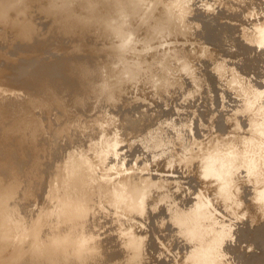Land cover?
<instances>
[{"label": "rangeland", "instance_id": "374dc122", "mask_svg": "<svg viewBox=\"0 0 264 264\" xmlns=\"http://www.w3.org/2000/svg\"><path fill=\"white\" fill-rule=\"evenodd\" d=\"M1 1L5 6L6 3L12 5L6 7H3L2 3L0 5V7H3L0 9L1 15L5 13L4 9L6 10V15L3 14L4 16L0 18V34L6 30L5 36L1 34L5 38H0L2 40L0 41V75H2L0 76V97H7L9 93L5 95V92L1 90L8 89L7 92L13 91L15 102L21 103L24 98H19L25 96L21 94L24 93L21 91L24 80L27 81L29 75L36 71V67L43 68L45 64L51 66V63L60 60L58 61L59 67L56 65L55 71L48 73H51L53 77L58 78L59 76V78H62L53 82L52 86L55 94L62 97L59 105L64 106L62 108L63 106L59 107L54 104V107H50L52 104H48L51 109L47 105H45V109L42 105H39L40 108H37L36 105L33 106L30 108L31 111L33 109L30 115L33 118L35 117L33 121L35 120L38 123L41 121L39 124L34 121L39 127L36 124L32 125L33 129L31 128V130L30 125L27 128L20 129L18 131L20 135L13 133L8 136L9 147L12 151L10 153L13 155L10 156L11 158L14 157L13 163H16L14 165L17 167L14 166L16 171L9 173L8 177H1L0 186L3 187H0V201H5L6 204L9 201L8 215L15 221L0 215L1 264H24V262L25 264H44V262H38V259L35 260L37 257L35 249L41 243L40 241L50 239L51 235H47V230H45L46 235L42 233L45 237L42 235L38 239L34 234L29 235L23 231L24 225L22 224L26 220L25 222L31 225L42 211L50 214L48 212L56 207V197L63 194L64 184L62 185V183L64 178L73 177L75 179L78 175L84 174L86 170L84 174L85 176L87 173L85 187H91L89 199L93 201L89 202L90 205L87 206L89 213L86 210L82 217L67 221V223L65 221L62 224L65 235L70 236L71 239L77 240L80 238L87 242L85 246L88 251H86V247L81 249L72 255L71 260L68 261V258H66L68 263L65 262V264H86V260L87 264H100V262H102L101 264H264V34L260 32L264 31V0H127L129 4L126 3V0H123L125 2L121 1L123 4L120 0H114L115 2L109 0L111 6L107 2L108 0H106L108 5L105 0H102L105 2V6L100 0H72L77 5L80 2V6H82V2L86 4L83 5L85 13L80 11L85 17L81 13L82 17H80L78 13V10H81L82 7L78 5L77 8L75 4L72 6L71 0H68L69 2L66 0V4L64 3L65 0H54L55 3L59 2V4L63 2V5H67L66 7L69 5L67 10L68 12L70 10V14L72 13V7L78 9L77 12L76 9L73 11L74 15L71 14L75 17L79 16L75 22L78 21L81 24L79 26L77 25L79 23L76 22V24L74 21L71 23L74 28H78L75 29L76 31L80 30L75 34H72L75 31L72 25L65 23V21L64 24L61 23L64 20V15H60L61 13L57 14L54 11L58 16H55L53 10H49L48 14L46 12L42 13V10H45L44 7H47L43 5L49 3L47 0H29L30 2L26 0V2L28 1L27 4L23 0L25 3L22 2L23 5H21V0H16V2L15 0ZM51 1L53 2V0ZM14 3H17L18 6H13ZM36 3H38V6ZM119 3L118 7L117 4ZM21 6L28 8L25 9ZM20 7L22 11L31 8L32 11L29 9L28 13L34 12L29 14L30 16L33 15L32 18L27 17L28 15L25 14L27 11L23 14L20 13ZM103 7L114 9V13L109 8L104 9ZM8 8L11 11L7 12ZM15 8L17 11L14 10ZM86 8L91 12V15ZM102 8L108 12L103 13ZM18 11L19 14L17 15ZM50 12H52L54 18L52 15L50 18ZM118 12L119 14H117ZM8 13L12 16L10 20ZM44 14L46 18L43 21ZM88 14L92 21H90ZM200 14L202 15L200 16ZM20 15L24 16L20 17L21 20L15 19ZM41 15L43 16L40 18ZM59 16H63L61 18L63 20H60ZM33 17H35L34 20H32ZM55 17L57 18L55 19ZM57 19L58 21H55ZM23 20H26L27 23L26 21L21 23ZM12 21L14 24H12ZM33 21L37 25H34ZM49 21H52L53 24L56 22L55 26H52V22L50 25ZM15 22L21 24L19 23L17 26ZM25 23H32L33 26H31L32 24L27 26ZM40 23L41 25H39ZM3 24L8 26L3 27ZM11 24L14 25V28L10 27ZM47 24L51 28H48ZM24 25L26 28H23ZM57 25L59 27L64 25V28L62 26L56 28ZM28 27L32 31L35 29L34 31L41 37H37V34L34 31L33 33ZM35 27L45 28L43 30L40 28L41 31L36 30ZM80 27L81 29H79ZM46 28L49 32H54L49 34ZM24 29H27V31H24ZM68 29L73 30L69 32ZM13 30L16 33L13 34ZM257 30L258 32H256ZM43 32H46V34ZM115 32L117 33L113 35ZM259 32L262 35H257ZM27 33L28 35L30 33L35 35L28 36ZM10 34H13V37ZM22 34L25 35L20 38ZM69 35H73L76 40L68 37ZM121 35L127 36L128 41L124 45L122 55L119 56L113 47L122 41ZM257 36L262 37L258 38ZM69 38L72 39H70L71 42ZM241 38L243 39L241 40ZM33 39H35L34 44L39 43V46L35 44L38 47L35 50L37 53L34 51L33 46L35 45L30 46ZM44 39H47V42ZM13 40L18 42L20 40L22 43L27 42L28 44L31 42L30 45L27 43V45H24H26L27 50L30 47L32 53L29 50V52L26 51L21 42V44H18V42L13 44ZM40 40H42L41 44L43 41L46 42L45 45L43 43L44 46L42 45L41 48ZM7 41L12 44H9L12 47L6 43ZM74 41L77 43L76 45ZM49 43L52 44L47 46ZM71 43L74 44L70 48ZM62 45L68 46L63 47ZM9 47L10 49L7 50ZM5 48L7 51L3 50ZM63 52L66 54L68 52V54L66 55ZM11 55H13L14 64H12ZM125 56H128V59ZM113 58L114 60H112ZM73 59H77V61H73ZM73 63H80V74L87 69V72H84V75L82 74L83 76L80 75V82L85 86L81 83L78 84L79 86L82 85V87L80 86L81 89L79 88L81 91L77 90L76 76L79 73L73 69L75 66ZM47 65L45 68L48 67ZM69 65H73V67ZM60 66H65L64 69H67V71L63 68L59 71ZM9 67L13 69V75L8 74L5 76ZM2 71L5 73L3 72V74ZM60 72L61 74H59ZM72 72L74 75L71 74ZM87 73L91 76H87ZM132 87L134 89L133 94L130 91ZM36 89L33 86V90ZM14 94L21 95L17 97ZM39 109L50 110L49 115L45 111L42 114ZM57 110L59 113H56ZM51 111L53 112L51 113ZM35 112L38 113L39 119ZM27 113L29 112H26V115ZM34 113L36 116H34ZM60 114L65 116L62 121L63 124ZM52 115H54V118ZM6 117L0 119V139L5 138L2 135L3 127L10 122L12 123L14 118L12 117L11 120V117ZM56 118L57 120H55ZM51 119H54L55 121H52H54V124L56 122L57 125H54ZM3 120L5 121L2 122ZM7 122L9 123L6 124ZM41 123L45 125L49 123L50 126L41 125ZM50 127H54L53 130ZM49 128L51 132L53 131L52 134ZM57 129L59 131L62 129V133ZM23 131L27 135L25 138ZM40 132L43 134H40ZM35 133H39L36 135L38 138L34 136ZM44 133L51 135L49 140L44 139L48 138V135ZM99 133L102 134L100 138L97 137V135L100 136ZM30 134H33V136ZM64 135L66 136L64 137ZM15 136H17V141ZM63 137L66 138V141ZM84 137L85 140H89V143L85 140L84 143H87H82L81 140ZM41 138H43V141H39ZM35 139L39 142V145L38 142L36 144L39 147L43 146L46 152L53 145L54 148H51V151L49 150L47 153L41 148V151L46 154L41 153L40 150V152L37 151L38 146L35 144ZM107 139L109 143L106 142ZM50 140L54 144L51 143V146L49 145V148H46L48 147L46 144L50 143ZM102 141L105 143L103 144ZM15 142H17V145H15ZM28 142L29 146L27 145ZM40 142L43 144H40ZM75 142L77 144H73ZM12 143H14L16 149L13 148L15 146H12ZM96 143L99 145L97 146ZM100 143L103 144V147H100ZM20 144L27 145L26 149H29L31 145L32 150H26ZM63 144H66V146H63ZM92 144L96 145L93 146ZM69 145L72 148L74 146L73 152L77 149L78 153L77 150L74 152L75 154L71 153ZM91 146L94 147L95 151ZM96 148L100 149L97 151ZM54 149L57 152L66 154L61 153L62 157L60 153L53 151ZM92 150L94 153L98 152L100 157L97 156V153L96 155L92 154ZM33 152L39 155L36 156ZM20 153L21 155H19ZM53 156L54 158H52ZM110 156L114 158V161H109L110 158L108 157ZM28 157H31L33 161L35 158V161L30 163L31 160H28ZM58 157L59 159H56ZM78 157L79 159H77ZM82 160L85 161L82 162ZM106 162H111V166H106ZM90 164L94 167L92 170ZM100 165L101 168L98 169ZM65 167H69V169L64 170ZM1 172L5 173V170L1 169ZM10 178L12 179L10 180ZM8 182L13 185L21 182L28 191H21L19 188L17 189L18 194H16V190L10 194V191L6 189ZM26 183L30 187L26 186ZM58 186L61 189H58ZM59 190H62L61 193ZM22 192H26V196ZM4 194L10 195L6 197ZM11 197H14L13 201L10 200ZM7 198L9 199L6 202ZM49 198L51 199L47 202L46 200ZM19 200H22L19 202L22 203V206L18 204ZM76 207H84V205L77 204ZM89 207L94 210L89 209ZM92 213L98 216H96V220L94 217L92 218L94 215ZM47 214L46 216H48ZM31 218L32 220H30ZM50 218H52L50 215L46 217L47 220ZM98 218L99 221H97ZM88 220L89 222L91 220V222H87ZM86 223L88 226H86ZM69 227L72 228L71 231H67ZM89 228L92 230H89ZM73 229L74 231H72ZM29 238L35 242L30 241ZM198 238L201 239L198 240ZM13 242L16 244L15 248ZM94 242H96V245ZM63 247L65 248V245ZM63 247L57 253H62L64 251ZM10 250L13 252H10ZM13 253H16V255ZM4 255L5 258H3ZM84 257L87 259L85 260Z\"/></svg>", "mask_w": 264, "mask_h": 264}, {"label": "bare ground", "instance_id": "6f19581e", "mask_svg": "<svg viewBox=\"0 0 264 264\" xmlns=\"http://www.w3.org/2000/svg\"><path fill=\"white\" fill-rule=\"evenodd\" d=\"M1 1V0H0ZM6 1V0H5ZM18 1H20V0H18ZM18 1H17V3H18ZM29 1V0H28ZM27 1V2H28ZM31 1V0H30ZM29 1V2H30ZM37 1V0H36ZM36 1H33V2H36ZM43 1H45V0H43ZM43 1H42V3H43ZM49 3H47L46 5H43V6H47V7H44L45 8V10H46V8H47V10L45 11V10H42V13L43 12H46L47 14H48V12H49V10L51 11V10H53L52 12H54V11H56V13L58 14V13H61L60 15H64V17L63 16H59L60 17V20H63V22L61 21V23H63L64 24V21H65V23L67 22V24L69 23L70 25H72L71 23L74 21L75 22V20H78L77 18L80 16V17H82L81 15H80V13L81 12H84L85 13V11H83V10H85V8H83L86 4H84V2H82L81 4H82V6H80V2L78 3V5L80 6V7H82V8H80L81 10H78V9H76V8H74V7H72V9H71V7H70V9H71V11H72V13L71 14H75V13H73V11L76 9V12H77V10H78V13H79V16H77V17H75V16H73V15H71L70 14V10H69V12H68V10L67 9H69L68 7H69V5H68V7H66L67 5H63V2H62V4H59V2L58 3H55L54 2V0H53V2L51 1L50 2V0H47ZM55 1H58V0H55ZM75 1V0H74ZM72 2V0H71V2H72V6H73V4H75L76 6L75 7H77L78 5L76 4V2ZM79 1V0H78ZM82 1V0H81ZM85 1V0H84ZM87 1V0H86ZM89 1V0H88ZM100 1H102V0H100ZM111 1V0H110ZM125 2V1H123V0H120V2ZM127 1V0H126ZM3 2H4V0H3ZM7 2V1H6ZM5 2V3H6ZM15 2H16V0H15ZM21 2V5H23V3H24V1L23 0H21L20 1ZM19 2V3H20ZM23 2V3H22ZM25 2H26V0H25ZM27 2H26V4H27ZM41 2V1H40ZM39 2V3H40ZM66 2V0L64 1V3ZM67 2H69L68 0H67ZM105 2H106V0H105ZM105 2L104 1H102L101 3L103 4L104 3V6H105ZM108 2V4H109V0L107 1ZM107 2H106V4H107ZM112 2V1H111ZM113 2H115L114 0H113ZM121 2V3H122ZM1 3H2V1L0 2V5H1ZM17 3L15 4V5H13V6H15L16 7V5H17ZM41 3V4H42ZM61 3V2H60ZM91 3V2H90ZM101 3H100V5H101ZM126 3H128L129 4V2L127 1ZM165 3V2H164ZM178 3V2H177ZM4 3H2V5H3ZM7 5H10V4H8V3H6ZM25 4V3H24ZM37 4V6H38V3H36ZM40 4V5H41ZM43 4H45V2L43 3ZM66 4V3H65ZM68 4V3H67ZM87 4L89 5V3L87 2ZM92 4V3H91ZM95 4V3H94ZM107 4V5H108ZM123 4V3H122ZM236 4V3H235ZM6 5V6H7ZM12 5V4H11ZM10 5V6H11ZM29 5V4H28ZM31 5H32V3H31ZM84 5V6H83ZM118 5V7H119V5H120V3L119 4H117ZM162 5V4H161ZM165 5V4H164ZM5 5H3V7H4ZM5 6V7H6ZM18 6V5H17ZM26 6V5H25ZM25 6H21L22 8L23 7H25ZM30 6V5H29ZM36 6V7H37ZM101 6H103V5H101ZM109 6H111L110 4H109ZM128 6V5H127ZM126 6V7H127ZM169 6V5H168ZM3 7H0V9L1 8H3ZM20 7V8H21ZM42 7V6H41ZM112 7H113V5H112ZM116 7V6H115ZM122 7H123V5H122ZM11 8V7H10ZM19 8V9H20ZM22 8H21V11H20V13L22 12V14L24 13V12H26L27 11V13H28V10L30 9L31 10V8H29L28 10H26V11H24L26 8H28V7H25V9L22 11ZM33 8V7H32ZM40 8V7H39ZM78 8V7H77ZM88 8H89V6H88ZM88 8H86V10H88ZM104 8V7H103ZM102 8V9H103ZM106 8V7H105ZM104 8V9H105ZM109 9H110V7H108ZM108 8H106V9H108ZM114 8V7H113ZM160 8V7H159ZM235 8V7H234ZM38 9V8H37ZM41 9H43V8H41ZM104 9L102 10V12L104 11ZM114 9H116V8H114ZM114 9H110L111 11H113V13H114ZM162 9V8H161ZM12 10H13V8H12ZM14 10H16V8L14 9ZM34 10H36L35 8H34ZM33 10V11H34ZM110 10H109V12H110ZM4 11H5V13H3L2 11V13L3 14H5L6 15V10L4 9ZM9 11H11L9 8H8V10H7V12H9ZM17 11V10H16ZM32 11V10H31ZM31 11H29V12H31ZM38 11H39V9H38ZM81 11V12H80ZM93 11V10H92ZM200 11H201V9H200ZM223 11V10H222ZM14 12V11H13ZM12 12V13H13ZM52 12H50V18H51V15H52V17L54 18V16H53V14H51ZM88 12H89V10H88ZM107 13L108 11H104L103 13ZM25 13L26 15H28L27 17H30V18H32V16H30L29 14H32V13H34V12H32V13ZM41 13V12H40ZM90 13V15H91V12H89ZM112 13V15H114ZM194 13V12H193ZM1 15L0 14V18H1V16L3 17L4 15ZM9 14V13H8ZM19 14V11L17 12V15ZM38 14V13H37ZM54 14H55V12H54ZM57 14H55V16H58ZM82 14V13H81ZM109 14H111V13H109ZM117 14H119V12L117 13ZM116 14V15H117ZM171 14V13H170ZM169 14V15H170ZM243 14V13H242ZM12 15V14H11ZM16 15V14H15ZM25 15V16H26ZM38 15H40V14H38ZM76 15H77V13H76ZM83 15V14H82ZM86 15H87V13H86ZM202 14H200V16H201ZM21 16H23V15H20V16H17L15 19H20V17ZM36 16V15H35ZM43 15H41L40 16V18L42 17ZM84 16V15H83ZM88 16H89V14H88ZM87 16V17H88ZM212 16V15H211ZM210 16V18H212ZM250 16V15H249ZM6 17V16H5ZM4 17V18H5ZM9 20H10V18L12 17V16H10V14H9ZM24 17V16H23ZM27 17H25V18H27ZM63 17V19H61ZM85 17V16H84ZM86 17V18H87ZM104 17V16H103ZM34 18L35 17H33V19L32 20H34ZM44 18H46L45 17V14H44V16H43V21H44ZM52 18V19H53ZM57 17H55V19H56ZM89 18H90V16H89ZM88 18V19H89ZM171 18V17H170ZM236 18V17H235ZM3 19V18H2ZM28 19V18H27ZM26 19V20H27ZM59 19V18H58ZM58 19L57 20H55V21H58ZM91 19V18H90ZM1 20V19H0ZM13 20V19H12ZM21 20V19H20ZM25 20V21H26ZM29 20H31V19H29ZM40 20V19H39ZM54 20V19H53ZM59 20V21H60ZM101 20H103V19H101ZM106 20V19H105ZM123 20V19H122ZM121 20V21H122ZM234 20V19H233ZM245 20V19H244ZM13 21H17V20H13ZM13 21H12V24H14L13 23ZM19 21V20H18ZM24 20H23V22H21V23H24L25 22ZM38 21V20H37ZM41 21H42V19H41ZM40 21V22H41ZM45 21H48V20H45ZM83 21V20H82ZM90 21H92V19L90 20ZM209 21V20H208ZM2 22V21H1ZM3 22H5V20H3ZM2 22V23H3ZM30 22V21H29ZM35 22H36V20H35ZM52 22V21H51ZM50 21H49V24L51 23ZM77 23H79L78 21H76ZM75 22V23H76ZM111 22V21H110ZM117 22V21H116ZM156 22V21H155ZM6 23H7V19H6ZM16 23V22H15ZM20 23V22H19ZM19 23H16L17 24V26H18V24ZM20 23V24H21ZM26 23H27V21H26ZM25 23V24H26ZM45 23V22H44ZM56 23V22H55ZM54 23V24H55ZM57 23H60V22H57ZM74 23V24H75ZM76 23V24H77ZM113 23V22H112ZM5 24V23H4ZM3 24V25H4ZM8 24H10V23H8ZM11 24V26L10 27H13L14 25H12ZM32 24V23H31ZM30 23L29 24H26L27 26H29V25H31ZM33 24L34 25H37L36 23H34V21H33ZM33 24L31 25V26H33ZM49 24H47L48 25V28H51L50 27V25ZM52 24H53V22H52ZM52 25L53 27L55 26V25ZM66 24V25H67ZM76 24H75V26H76ZM103 24V23H102ZM110 24V23H109ZM167 24V23H166ZM39 25H41V23L39 24ZM38 25V26H39ZM77 25H81L80 23L79 24H77ZM124 25V24H123ZM195 25H197V24H195ZM1 26V25H0ZM5 26H8V25H4L3 27H5ZM22 26V25H21ZM30 26V27H31ZM43 26V25H42ZM45 26V25H44ZM62 25H60V27H61ZM64 26V25H63ZM62 26V27H63ZM73 26V25H72ZM72 26H70V27H72ZM102 26V25H101ZM160 26V25H159ZM158 26V27H159ZM165 26V25H164ZM2 27V28H3ZM30 27H28V29H30ZM59 27V25H57V27L56 28H60ZM69 27V28H70ZM78 27V26H77ZM264 27V26H263ZM1 28V27H0ZM8 28V27H7ZM14 28V27H13ZM18 28V27H17ZM22 28V27H21ZM23 28H26V26L24 25V27ZM31 28H33V27H31ZM36 28V27H35ZM38 28V29H37ZM36 28V30H43L44 28H39V27H37ZM48 28H46V30L48 29ZM56 28H54V29H56ZM64 28V27H63ZM62 28V29H63ZM66 29L68 28L67 26L65 27ZM151 28V27H150ZM161 28H163V27H161ZM255 28V27H254ZM10 29H12V28H10ZM16 29V28H15ZM62 29H61V31H62ZM73 29L75 30V29H78V28H74V26H73ZM72 29V30H73ZM79 29H81V27L79 28ZM106 29H107V27H106ZM110 29H111V27H110ZM256 29V28H255ZM258 29V28H257ZM4 30V29H3ZM9 30V29H8ZM20 31H21V29H19ZM23 30V29H22ZM31 31H32V29H30ZM35 30V29H34ZM33 30V31H34ZM41 30V31H42ZM57 30V29H56ZM55 30V31H56ZM58 30H60V29H58ZM69 30V32H70V30L71 29H68ZM68 30L66 31L67 33H68ZM71 30V31H72ZM107 30H109V29H107ZM113 30V29H112ZM125 30H128V29H125ZM132 30V29H131ZM149 30V29H148ZM262 30V29H261ZM5 32H6V30H4ZM4 31H2V32H4ZM14 32H13V34L14 33H16L15 32V30H13ZM16 31H17V29H16ZM20 31H19V33H20ZM24 31H27V29H24ZM30 31V32H31ZM32 31V32H33ZM40 31V32H41ZM45 31V30H44ZM48 31V32H47ZM46 32L47 33H51V32H54V31H51V32H49V30H47ZM78 31V30H77ZM76 30L74 31V32H72V34L74 33H76L77 32ZM253 31V30H252ZM260 31V30H259ZM5 32L4 33H1V34H4V36H5ZM31 32V33H32ZM35 32V31H34ZM33 32V33H34ZM46 32L44 33V34H46ZM60 32V31H59ZM59 32H56V33H59ZM78 32H80V30L78 31ZM102 32V31H101ZM107 32V31H106ZM127 32V31H126ZM256 32H258V30L256 31ZM260 32H262V34H264L263 32L264 31H260ZM259 32V34H257V35H262L261 33ZM10 32L8 31V34H9ZM18 33V34H19ZM23 33H25V32H23ZM31 33L29 34V35H31ZM36 34H37V32H35ZM39 33V32H38ZM64 34H65V32H63ZM117 32H115V33H113V35L114 34H116ZM165 33V32H164ZM0 34V35H1ZM13 34L11 35L12 37H13ZM17 34V35H18ZM21 34V33H20ZM44 34H43V36H44ZM54 34V33H53ZM70 34V33H69ZM130 34V33H129ZM16 35V36H17ZM25 35V34H24ZM23 34H22V36H20V38H22L23 36H24ZM27 35H28V33H27ZM26 35V36H27ZM28 35V36H29ZM33 35H35V34H33ZM33 35H31V36H33ZM55 35V34H54ZM59 35V34H58ZM57 35V36H58ZM62 35V34H61ZM66 35V34H65ZM77 35V34H76ZM117 35H119V34H117ZM15 36V35H14ZM46 36V35H45ZM53 36V35H52ZM64 36V35H63ZM78 36V35H77ZM116 36V35H115ZM129 36V35H128ZM2 37V39H4L3 38V36L1 35L0 36V38ZM7 37V36H6ZM34 37H36V36H34ZM37 37H41V35L40 36H38V34H37ZM55 37H56V35H55ZM66 38H67V36H65ZM64 37V38H65ZM68 37H72V38H75V37H73V35H69ZM120 37V36H119ZM247 37V36H246ZM245 37V38H246ZM255 37V36H254ZM258 38L260 37V36H257ZM262 37V36H261ZM260 37V38H261ZM9 38V37H8ZM18 38V37H17ZM25 38V37H24ZM29 38V37H28ZM43 38V37H42ZM46 38V37H45ZM58 38V37H57ZM59 38H61V37H59ZM121 39H122V41L118 44V45H115L114 47H113V49H114V51L116 52V53H118L119 54V56H121L122 54H121V52L123 51V48H124V45H125V43L128 41V38H127V36H124V35H121V37H120ZM162 38V37H161ZM11 39H13V38H11ZM14 39H16L15 37H14ZM36 39H38V38H36ZM63 39V38H62ZM71 38H69V41L71 42V40H70ZM97 39V38H96ZM115 39V38H114ZM234 39V38H233ZM238 39V38H237ZM243 38H241V40H242ZM6 40H9V39H7L6 38ZM18 40V39H17ZM17 40H13V44L15 43V42H18ZM23 40H25V39H23ZM22 40V41H23ZM27 40V39H26ZM34 40L35 39H33V43H31V42H29V44L28 45H30V43H31V47H32V44L33 45H35V44H37V43H35L34 44ZM39 40V39H38ZM45 41L47 40V39H44ZM65 40V39H64ZM63 40V41H64ZM74 40H76V38L74 39ZM0 41H2V40H0ZM10 41V40H9ZM27 41H29V40H27ZM31 41V40H30ZM41 41L42 40H40V48L42 47V45H43V43H44V41L42 42V44H41ZM228 41V40H227ZM240 41V40H239ZM245 41V40H244ZM244 41H243V43H244ZM4 42V41H3ZM12 42V41H11ZM21 41L19 40V42H18V44H21L20 43ZM37 42V41H36ZM39 42V41H38ZM47 42V41H46ZM45 42V43H46ZM68 42V41H67ZM69 42V43H70ZM73 42V41H72ZM75 42V41H74ZM234 42V41H233ZM2 43V42H1ZM6 43H8V41L6 42ZM26 43H22V45H24V44H26ZM45 43H44V45H45ZM57 43H58V41H57ZM61 43L63 44V42L61 41ZM116 43V42H115ZM167 43V42H166ZM242 43V44H243ZM3 44H5V43H3ZM9 44H11V43H8V45ZM26 44V45H27ZM39 44V43H38ZM37 44V45H38ZM52 44V43H51ZM50 43H49V45H47V46H50L51 45ZM72 44V43H71ZM74 44V43H73ZM73 44L72 45H69L70 46V48H71V46H73ZM77 43L75 42V45H76ZM101 44V43H100ZM226 44H228V43H226ZM234 44V43H233ZM245 44V43H244ZM12 45V44H11ZM11 45H9L10 47H12ZM21 45V47H23ZM26 45H24V48H25V46ZM37 45H35V46H33L34 47V51L35 50H37L36 48H38L37 47ZM43 45V46H44ZM54 45H55V43H54ZM58 45H59V43H58ZM75 45H74V47H75ZM229 45V44H228ZM238 45V44H237ZM3 46V45H2ZM14 46V45H13ZM39 46V45H38ZM63 46V45H62ZM68 46V45H67ZM67 46H63V47H67ZM230 46V45H229ZM232 46V45H231ZM253 46V45H252ZM10 47L9 48H7V50L8 49H10ZM28 47V46H27ZM61 47V46H60ZM220 47V46H219ZM23 48V49H24ZM30 48V47H29ZM28 48V50L30 51V49ZM50 48V47H49ZM48 48V49H49ZM62 48V47H61ZM75 48H77V47H75ZM74 48V49H75ZM79 48V47H78ZM223 49V48H222ZM227 49V48H226ZM257 49V48H256ZM3 50H6V48L5 49H3ZM6 50V51H7ZM11 50H13V48H11ZM25 50L26 51H28L26 48H25ZM33 50V49H32ZM62 50V49H61ZM63 50H65L64 48H63ZM171 50V49H170ZM28 51V52H29ZM39 51V50H38ZM54 51V50H53ZM52 51V52H53ZM56 51V50H55ZM60 51V50H59ZM68 51H69V49H68ZM73 51V50H72ZM31 53H32V51H30ZM36 52V51H35ZM49 52V51H48ZM47 52V53H48ZM58 52V51H57ZM56 52V53H57ZM76 52V51H75ZM30 53V54H31ZM37 53V52H36ZM43 53V52H42ZM63 53H65V52H63ZM69 53H70V51H69ZM2 54V53H1ZM13 54V53H12ZM34 54V53H33ZM66 54V53H65ZM67 54H68V52H67ZM66 54V55H67ZM73 54H75L74 52H73ZM131 54V53H130ZM238 54V53H237ZM242 54H244V53H242ZM39 55V54H38ZM37 55V56H38ZM42 55V54H41ZM58 55V54H57ZM70 55V54H69ZM87 55V54H86ZM263 55V54H262ZM10 56V55H9ZM13 55H11V59L13 58L12 57ZM43 56V55H42ZM46 56H47V54H46ZM59 56V55H58ZM65 56V55H64ZM118 56V57H119ZM124 56V55H123ZM164 56V55H163ZM6 57V56H5ZM8 57V56H7ZM6 57V58H7ZM51 57V56H50ZM57 57V56H56ZM109 57V56H108ZM117 57V56H116ZM117 57V58H118ZM125 57H127V59H128V56H125ZM237 57V56H236ZM4 58V57H3ZM5 58V59H6ZM9 58V59H10ZM24 58V57H23ZM29 58V57H28ZM36 58V57H35ZM34 58V59H35ZM46 58V57H45ZM44 58V59H45ZM74 58V57H73ZM116 58V59H117ZM261 58V57H260ZM1 59H2V57H1ZM43 59V58H42ZM49 59V58H48ZM47 59V60H48ZM51 59H52V57H51ZM70 59H71V57H70ZM125 59V58H124ZM67 60V59H66ZM76 61H77V59H75ZM74 59H73V61H75ZM112 60H114V58L112 59ZM121 60H122V58H121ZM3 61V60H2ZM26 61V60H25ZM36 61H37V59H36ZM45 61V60H44ZM49 61V60H48ZM58 61H60V60H58ZM58 61L55 63V62H53V63H51L50 65L51 66H49V65H47V64H45V63H41V64H45V66L47 65L48 67L47 68H45V66L42 68L40 65V67L41 68H39V67H36V71H34V73H32L33 72V70L31 71V73H32V75H29L30 77L27 79V81H25L24 80V84H22L21 86V91H23L24 93H21V94H23V95H25L24 97L22 96V98L20 97L19 99H23L22 101H21V103H18V102H15V100L13 99V91H9V92H7V90L8 89H2L1 91L2 92H5V95H6V93H9V95L7 96V97H0V119L2 118V117H4V116H7L6 118H8V117H11V120H12V117H14L13 118V121H12V123L10 122H7L6 124H8L7 126H4L3 128V133H2V135L3 136H5V138H1L0 139V181H2L1 179L4 177V178H6V177H8L7 175H9V173H12V172H14V170L16 171V169H14V166H16V165H14V164H16V163H13V158H11V156L10 155H12V153H10V152H12L11 151V147H9L10 146V143H9V135H11V134H15V133H18V131L20 130V129H22V128H27L28 126H34L35 124H36V126L37 127H39V125H37V121H35V122H37V123H35L34 121H33V119L35 118H33L31 115H30V112H32L33 111V109H32V111H31V109L30 108H32L33 106H38L37 108H40L39 107V105L41 106L42 105V107L44 108V107H46L45 105H47L48 106V104H52L50 107H54V104H56V105H58L59 107L61 106H63V105H59V103H60V100H61V98L62 97H58V94H55V91H54V87L52 86V83L53 82H56V80H59V79H62V78H59V76H58V78H56L55 76L53 77L52 76V71L54 70V69H56L57 68V66L58 65H60L59 63H58ZM63 61V60H62ZM70 61V60H69ZM119 61V60H118ZM261 61H262V59H261ZM22 62H23V59H22ZM46 62V61H45ZM50 62V61H49ZM52 62V61H51ZM117 62V61H116ZM120 62V61H119ZM8 63V62H7ZM19 63V62H18ZM28 63V62H27ZM63 63V62H62ZM232 63V62H231ZM5 64V63H4ZM12 64H14L13 63V59H12ZM11 64V65H12ZM23 64V63H22ZM67 64V63H66ZM65 64V65H66ZM72 64V63H71ZM73 64H75V63H73ZM79 64L80 63H76L75 64V66L73 67V65H69V66H71V67H73V69L74 70H77L76 72L77 73H79V71L81 70H79ZM121 64H122V62H121ZM130 64V63H129ZM156 64H158V63H156ZM1 65V64H0ZM28 65V64H27ZM31 65H33V64H31ZM35 65V64H34ZM57 65V66H56ZM19 66H20V64H19ZM43 66V65H42ZM56 66V67H55ZM77 66V67H76ZM125 66H126V64H125ZM128 66V65H127ZM3 67V66H2ZM21 67V66H20ZM51 69H50V68ZM53 67V68H52ZM59 67V66H58ZM164 67V66H163ZM162 67V68H163ZM32 68V67H31ZM34 68V67H33ZM63 68V70H66L67 71V69H64L65 68V66H60V68L58 69L59 71L61 70ZM68 68V67H67ZM76 68V69H75ZM130 68V67H129ZM132 68V67H131ZM4 69V68H3ZM73 69H71L72 71H73ZM154 69H156V68H154ZM8 71H6V73L4 72V71H2V73L4 72L5 73V76L6 75H8V74H12L13 75V69L12 68H8L7 69ZM34 70H35V68H34ZM70 70V69H69ZM87 70V69H86ZM86 70H84V72H87ZM125 70H127L126 68H125ZM55 71V70H54ZM82 71H83V69H82ZM89 71V70H88ZM263 71V70H262ZM48 72H51V73H48ZM70 72V71H69ZM74 72V71H73ZM73 72L71 73V74H73ZM76 72H75V74H76ZM83 72V73H84ZM132 72V71H131ZM1 73V74H2ZM3 73V74H4ZM28 73V72H27ZM83 73H79V74H77V90L80 88V86L82 87V82H80L81 80H80V75L81 76H83L84 74ZM89 73H90V71H89ZM137 73V72H136ZM160 73V72H159ZM24 74H25V72H24ZM23 74V75H24ZM29 74V73H28ZM50 74H51V77H50ZM59 74H61V72L59 73ZM64 74V73H63ZM66 74V73H65ZM83 74V75H82ZM157 74V73H156ZM15 75V74H14ZM26 75V74H25ZM54 75V74H53ZM67 75V74H66ZM74 75V74H73ZM91 76L90 74H88L87 73V76ZM0 76H2V75H0ZM4 76V77H5ZM63 76V75H62ZM72 76V75H71ZM153 76H155V75H153ZM24 77V76H23ZM73 77V76H72ZM86 77V76H85ZM84 77V78H85ZM117 77V76H116ZM10 78V77H9ZM56 78V79H55ZM64 78V77H63ZM75 78V77H74ZM140 78V77H139ZM13 79V78H12ZM22 79V78H21ZM5 80V79H4ZM19 80V79H18ZM82 80H83V77H82ZM261 80V79H260ZM14 81V80H13ZM87 81H88V79H87ZM114 81V80H113ZM118 81V80H117ZM124 81V80H123ZM134 81V80H133ZM15 82V81H14ZM75 82H76V80H75ZM86 82V81H85ZM122 82V81H121ZM21 83H22V81H21ZM82 84V85H78V84ZM88 83H89V81H88ZM123 83V82H122ZM4 84V83H3ZM18 84V83H17ZM125 84V83H124ZM169 84V83H168ZM18 86H19V84H18ZM33 86L35 87V88H37L36 90H33ZM84 86V85H83ZM124 86V85H123ZM130 86V85H129ZM31 87H32V90H31ZM85 87V86H84ZM127 87V86H126ZM140 87H141V85H140ZM5 88V87H4ZM17 88H19V87H17ZM40 88V89H39ZM87 88V87H86ZM130 88V87H129ZM142 88V87H141ZM146 88V87H145ZM165 88V87H164ZM15 89V88H14ZM13 89V90H14ZM20 89V88H19ZM81 89V88H80ZM79 89V91H81ZM83 89V88H82ZM127 89V88H126ZM139 89V88H138ZM143 89H144V87H143ZM127 90H130V89H127ZM133 87H132V90H130V91H132L131 92V94H133ZM140 90V89H139ZM138 90V91H139ZM145 90V89H144ZM159 90V89H158ZM30 91V92H29ZM84 91H85V89H84ZM129 91V92H130ZM137 91V90H136ZM140 91H142V90H140ZM17 92H20V91H17ZM28 92V93H27ZM78 92V91H77ZM82 93V92H81ZM140 93V92H139ZM139 93H138V95H139ZM2 95L4 94V93H1ZM20 94V95H21ZM126 94V93H125ZM141 94V93H140ZM14 95H16V94H14ZM20 95H18V96H20ZM60 95V94H59ZM78 95H79V92H78ZM134 95H136V94H134ZM17 96V95H16ZM15 96V97H16ZM17 96V97H18ZM82 96V95H81ZM127 96V95H126ZM129 96V95H128ZM140 96V95H139ZM121 97H123V96H121ZM132 97V96H131ZM81 98V97H80ZM83 98V97H82ZM91 98V97H90ZM93 98V97H92ZM120 98V97H119ZM124 98H125V96H124ZM78 99H79V96H78ZM126 99V98H125ZM135 99V98H134ZM137 99V98H136ZM139 99V98H138ZM16 100L17 101H19L18 100V98H16ZM76 100V99H75ZM82 101H83V99H81ZM124 100V99H123ZM24 101V102H23ZM81 101V102H82ZM130 101V100H129ZM23 102V103H22ZM86 102V101H85ZM131 102V101H130ZM137 102V101H136ZM135 102V103H136ZM122 103V102H121ZM125 103V102H124ZM76 105V104H75ZM82 105V104H81ZM84 105V104H83ZM88 105V104H87ZM111 105V104H110ZM119 105H120V103H119ZM121 105H123V104H121ZM86 106V105H85ZM138 106V105H137ZM49 107V106H48ZM49 107V108H50ZM57 107V106H56ZM55 107V108H56ZM90 107V106H89ZM115 107V106H114ZM42 108V109H43ZM54 108V109H55ZM62 108H64V106L62 107ZM82 108V107H81ZM85 108V107H84ZM30 109V110H29ZM35 109H36V107H35ZM35 109H34V111H35ZM45 109V108H44ZM51 109V108H50ZM57 109V108H56ZM60 109V108H59ZM87 109H89V108H87ZM49 110V109H48ZM65 110V109H64ZM92 110V109H91ZM94 110V109H93ZM92 110V111H93ZM131 110V109H130ZM39 111H41L42 112V114H43V112L45 111L46 112V114L50 111H47V110H41V109H39ZM60 111V110H59ZM86 112H87V110H85ZM96 111V110H95ZM23 112V113H22ZM26 112H29V113H27V115H26ZM44 112V113H45ZM53 111H51V113H52ZM55 112V111H54ZM35 113H37V112H35ZM34 113V116H36V114ZM56 113H59L58 112V110H57V112ZM56 113H54V114H56ZM61 113H62V110H61ZM79 113V112H78ZM81 113V112H80ZM83 113V112H82ZM126 113V112H125ZM41 114V113H40ZM39 114V115H40ZM41 114V115H42ZM97 114V113H96ZM23 116V117H20V116ZM32 115H33V113H32ZM48 115H49V113H48ZM61 115V114H60ZM64 115V114H63ZM63 115H61L62 116V120H61V122L63 121V119L65 118V116H63ZM84 115V114H83ZM27 116V117H26ZM37 116H38V113H37ZM44 116H45V114H44ZM56 116V115H55ZM60 116V117H61ZM46 117H48V116H46ZM52 117L54 118V115H52ZM107 117V116H106ZM229 117V116H228ZM16 118V119H15ZM23 118V119H22ZM40 117L38 116V119H39ZM57 118H58V116H57ZM57 118L55 119V120H57ZM10 119V118H9ZM8 119V120H9ZM20 119H21V121H20ZM48 119H50L49 117H48ZM48 119H47V121H48ZM61 119V118H60ZM104 119H106V118H104ZM104 119H103V121H104ZM226 119H227V117H226ZM2 120V119H1ZM42 120V119H41ZM52 120H54V119H51V122L53 123L54 121H52ZM97 120V119H96ZM100 120V119H99ZM5 120H3L2 122H4ZM45 121V120H44ZM109 121V120H108ZM126 121H128V120H126ZM41 122V121H40ZM39 122V123H40ZM43 122V121H42ZM101 122V121H100ZM227 122V121H226ZM38 123V124H39ZM44 123V122H43ZM43 123H41V125H45V124H43ZM57 123H59L58 121H57ZM65 123V122H64ZM67 123V122H66ZM54 124V123H53ZM52 124V125H53ZM55 124H56V122H55ZM54 124V125H55ZM60 124V123H59ZM62 124H63V122H62ZM49 125V123L47 124L46 123V125L45 126H48ZM53 125V126H54ZM57 125V124H56ZM67 125V124H66ZM65 125V126H66ZM85 125V124H84ZM30 126V129L32 128L33 129V126L31 127ZM50 126V125H49ZM61 126V125H60ZM68 126V125H67ZM87 126V125H86ZM36 127V128H37ZM44 127V126H43ZM62 127V126H61ZM106 127V126H105ZM264 127V126H263ZM40 128H41V126H40ZM48 128V127H47ZM50 128H52V127H50ZM50 128H49V131H50ZM54 128V127H53ZM53 128L51 129V130H53ZM68 128V127H67ZM84 128H86V127H84ZM102 128H104V127H102ZM101 128V129H102ZM31 129V130H32ZM39 129V128H38ZM38 129H36V130H38ZM44 129V128H43ZM45 129H46V127H45ZM60 129V128H59ZM59 129H57V131H59ZM87 129V128H86ZM91 129V128H90ZM31 130H30V132H31ZM62 130V129H61ZM61 130L59 131V132H61ZM65 130V129H64ZM68 130V129H67ZM66 130V131H67ZM1 131V130H0ZM26 131V130H25ZM25 131H23V133L25 132ZM39 131H41V130H39ZM44 131V130H43ZM47 131V130H46ZM45 131V132H46ZM69 131V130H68ZM97 131V130H96ZM104 131V130H103ZM29 132V133H30ZM35 132H37V131H35ZM53 132V131H52ZM52 132L50 131V133L52 134ZM58 132V133H59ZM91 132V131H90ZM89 132V133H90ZM22 133V134H23ZM33 133V132H32ZM48 133V132H47ZM46 133V134H47ZM49 133V134H50ZM62 133V132H61ZM86 133V132H85ZM19 134V133H18ZM26 134H27V131H26ZM25 133H24V138L25 137H27V135H26ZM34 134V133H33ZM33 134L31 135V136H33ZM37 134H39V133H37ZM36 133H35V137H37L38 138V136H36L37 135ZM40 134H43L42 132H40ZM45 134V133H44ZM45 134V135H46ZM60 134V133H59ZM63 134H65V133H63ZM62 134V135H63ZM96 134V133H95ZM100 134V136L99 135H97V137H102L101 135V133H99ZM0 135H1V133H0ZM20 135V134H19ZM48 135V134H47ZM18 136V135H17ZM17 136H15V138L17 137ZM21 136H23V135H21ZM31 136H29V137H31ZM44 136V135H43ZM49 136H51V135H48L47 137L48 138H44L45 140H49ZM66 135H64V137H65ZM67 136H69L68 134H67ZM96 136V135H95ZM28 137V138H29ZM34 137V138H35ZM40 137H42V136H40ZM39 137V138H40ZM63 137V138H64ZM97 137H95V138H97ZM23 138V137H22ZM21 138V139H22ZM43 138H41V140H39V141H43ZM62 138V139H63ZM20 139V140H21ZM66 138H64V141H66L65 140ZM69 139V138H68ZM81 139V138H80ZM83 139V138H82ZM98 139V138H97ZM96 139V140H97ZM239 139V138H238ZM13 140H14V138H13ZM23 140H25V139H23ZM28 140H30V139H28ZM61 140V139H60ZM73 140V139H72ZM84 140H85V137H84V139L83 140H81L82 141V143L83 144H85V143H87L88 141L87 140H85V141H87V142H85L84 143ZM98 140H101V139H98ZM98 140H97V142H98ZM15 141V140H14ZM16 141H17V138H16ZM26 141H27V139H26ZM25 141V142H26ZM51 141V140H50ZM49 141V142H50ZM63 141V140H62ZM68 141V140H67ZM75 141V140H74ZM80 141V140H79ZM108 141V139L106 140V142ZM111 141V140H110ZM120 141V140H119ZM11 142H12V140H11ZM20 142V141H19ZM24 142V143H25ZM36 142H38L36 139H35V144H36ZM45 142V141H44ZM70 142V141H69ZM73 142V141H72ZM91 142V141H90ZM96 142V141H95ZM16 144L15 145H17V142H15ZM21 143V142H20ZM46 143V142H45ZM52 143V145L54 144L52 141L50 142V143H47L46 145L48 146V147H46L45 146V144H44V146L46 147V148H49V145ZM61 143V142H60ZM65 143V142H64ZM89 143V142H88ZM102 143H103V141H102ZM105 143V142H104ZM103 143V144H104ZM107 143H109V141L107 142ZM107 143H106V145H107ZM19 144V143H18ZM32 144V143H31ZM38 145H39V142L37 143ZM36 144V145H37ZM40 144H43V143H41L40 142ZM67 144V143H66ZM66 144H63V146L65 145L66 146ZM71 144V143H70ZM73 144H77L76 142L75 143H73ZM97 144V143H96ZM96 144H92L93 146H95ZM103 144H101L100 143V147H103L102 145ZM14 145V143H12V146H15ZM20 145H23L24 146V144H20ZM27 145L29 146V142L27 143ZM26 145V146H27ZM34 145V144H33ZM36 145H34V146H36ZM37 145V146H38ZM99 144H97V146H98ZM110 145V144H109ZM19 146V145H18ZM17 146V149L19 148ZM26 146H24V148L26 149ZM37 146L35 147V148H37ZM51 146V145H50ZM67 146H68V144H67ZM70 146V145H69ZM81 146V145H80ZM93 146H91V148L93 147ZM96 146V147H97ZM33 147V146H32ZM57 147H59V146H57ZM61 147V146H60ZM71 147V146H70ZM69 147V148H70ZM78 147V146H77ZM76 147V148H77ZM219 147V146H218ZM13 148H15L16 149V146L15 147H13ZM21 148V147H20ZM41 148H43V146L42 147H39L38 146V148H37V151H41ZM51 148H54V145H53V147H50V149ZM62 148V147H61ZM64 148V147H63ZM68 148V147H67ZM73 148H74V146H73ZM73 148L71 147V149H70V151H72L71 153H74V152H76V150L73 152ZM28 149V148H27ZM26 149V150H27ZM30 150H32L31 149V145H30V148H29ZM28 149V150H29ZM49 149V150H50ZM56 149V148H55ZM55 149L53 150V151H55ZM59 149V148H58ZM93 149H94V147H93ZM97 149V151H98V149H100V148H96ZM14 150V149H13ZM19 150V149H18ZM17 150V151H18ZM35 150V149H34ZM43 151L45 150V152H46V149L45 148H43L42 149ZM49 150H47V152L49 151ZM69 150V149H68ZM105 150V149H104ZM230 150V149H229ZM39 151V152H40ZM43 151H41V153L43 152ZM51 151V150H50ZM60 151V150H59ZM93 151V150H92ZM94 151H95V149H94ZM94 151H93V153L92 154H95L96 155V153L98 154V152H95L94 153ZM217 151V150H216ZM46 152V153H47ZM55 152H57V150L55 151ZM54 152V153H55ZM15 153H17L16 151H15ZM14 152H13V154H15ZM19 153V152H18ZM22 153H23V151H22ZM25 153V152H24ZM36 153H38V152H36ZM44 153V152H43ZM46 153H44V154H46ZM58 154L60 153V156H62V154H66V153H62V152H57ZM62 153V154H61ZM77 153H78V150H77ZM80 153V152H79ZM110 153V152H109ZM30 154V153H29ZM33 154H34V152H33ZM75 154V153H74ZM74 154H72V155H74ZM19 155H21V153L19 154ZM34 155H36V154H34ZM39 155V154H38ZM38 155H36V156H38ZM50 155L52 156V154H51V152H50ZM55 155V154H54ZM77 155V154H76ZM79 155V154H78ZM115 155V154H114ZM13 156V155H12ZM27 156V155H26ZM84 156V155H83ZM98 157H100L99 156V154L97 155ZM101 156H103V155H101ZM17 157V156H16ZM23 157H25V156H23ZM40 157V156H39ZM43 157H45V156H43ZM63 157V156H62ZM66 157V156H65ZM94 157V156H93ZM104 157V156H103ZM112 156H110V157H108V158H110L109 159V161L110 160H113L114 158H111ZM21 158V157H20ZM32 158H34V157H32ZM52 158H54V156L52 157ZM81 158V157H80ZM84 158V157H83ZM25 159V158H24ZM31 160L30 161V163L33 161L32 159H31V157L29 158L28 157V160ZM56 159H59V157L58 158H56ZM55 159V160H56ZM74 159H75V157H74ZM77 159H79V157L77 158ZM82 159V158H81ZM259 159V158H258ZM47 160V159H46ZM50 160H52V159H50ZM60 160H61V158H60ZM60 160H59V162H60ZM86 160V159H85ZM84 160V161H85ZM88 160V159H87ZM86 160V161H87ZM108 160V159H107ZM116 160V159H115ZM19 161V160H18ZM34 161H35V158H34ZM33 161V162H34ZM53 161V160H52ZM57 161V160H56ZM63 161V160H62ZM75 161H77V160H75ZM83 160H82V162H84ZM106 161V160H105ZM114 161V160H113ZM257 161V160H256ZM17 162V161H16ZM29 162V161H28ZM51 162V161H50ZM79 162H80V160H79ZM112 162V161H111ZM106 162L107 164H106V166H109L110 164H112V163H114V162ZM46 163V162H45ZM52 163V162H51ZM57 163V162H56ZM88 163V162H87ZM20 164V163H19ZM22 164V163H21ZM34 164V163H33ZM57 165H59L58 163H57ZM61 165H63L62 163H61ZM89 165V164H88ZM91 165V164H90ZM101 165H103V164H101ZM101 165H100V167H98V169H100L101 168ZM114 165V164H113ZM19 166V165H18ZM55 166V165H54ZM87 166V165H86ZM105 166V167H106ZM111 166V165H110ZM109 166V167H110ZM17 167V166H16ZM62 167V166H61ZM60 167V168H61ZM84 167V166H83ZM103 167V166H102ZM27 168V167H26ZM55 168V167H54ZM92 168H94L92 165H91V167H90V169L92 170ZM1 169H4L5 170V173H2L1 172ZM31 169V168H30ZM38 169V168H37ZM69 169V167H65L64 168V170H68ZM87 169V168H86ZM89 169V170H90ZM103 169H106V168H103ZM102 169V170H103ZM57 170H59L58 168H57ZM56 170V171H57ZM84 170V169H83ZM101 170V171H102ZM60 171V170H59ZM87 171V170H86ZM86 171H84V174H85V172ZM105 171V170H104ZM31 172V171H30ZM58 172V171H57ZM90 172V171H89ZM103 172V171H102ZM83 173V172H82ZM91 173V172H90ZM84 174H81V175H78L75 179H73V177H70V178H64V180H63V183H62V185L64 184V186H63V194L62 195H60V196H57L56 197V207H55V209L54 210H52V211H49L48 209H46V210H48L47 212L48 213H50V214H47V213H45V212H43L42 211V213H39V216L37 215V218L34 220V222L31 224V225H28V223L27 222H25L24 221V223L22 224V225H24V229H23V231H25L26 233H28L29 235L30 234H34L35 236H36V238H38V239H40L41 238V236L43 235L42 233H44V235H46L45 233V230H47V235L48 234H50L51 235V237H50V239H47L46 241L44 240H42V241H40L41 243H39V241L37 242V244H38V246L36 247V251H35V254H36V261H37V259H38V262H44V264H65V262H67V260H66V258H68V261H69V259L71 260V257H72V255H74V254H76L77 252H79L81 249H85V245H86V243L87 242H85V240H81L80 238H78L77 240H75L74 238H72L71 239V237L70 236H68V235H65L64 234V232H65V230H64V227H63V224L62 223H64L65 221H66V223H67V221L69 222V221H71V220H73V219H76V218H80V217H82L83 216V214L85 213V211L87 210V212L89 213V210L87 209L88 207V204H89V202H93V201H90L91 199H89L90 198V189H91V187L89 188V186H87V187H85V184H86V179L87 178H85L86 177V175H87V173H86V175L84 176ZM89 175V174H88ZM3 176V177H2ZM11 176V175H10ZM34 176V175H33ZM132 176V175H131ZM2 177V178H1ZM12 177V176H11ZM22 178V177H21ZM23 178H25V177H23ZM27 178V177H26ZM29 178V177H28ZM27 178V179H28ZM60 178V177H59ZM155 178V177H154ZM12 178H10V180H11ZM31 179V178H30ZM36 178L34 177V180H35ZM4 180V179H3ZM23 180V179H22ZM58 180V179H57ZM19 181H20V179H19ZM24 181V180H23ZM27 181V180H26ZM58 182H59V180H58ZM33 183H34V181H33ZM8 184H9V182H8ZM8 184H6L7 186H6V189H8L7 191H10L9 193L11 194V192L12 191H15V192H17L18 190L17 189H21V191H25V190H27L28 191V189H26V187H25V185H22V183L20 182V183H16V184H12V183H10V184H12V185H8ZM24 184V183H23ZM27 185L26 186H28V183H26ZM30 184V183H29ZM32 184V183H31ZM59 184V183H58ZM92 184V183H91ZM22 185V186H21ZM159 185V184H158ZM0 187H3V186H0ZM28 187H30V186H28ZM27 187V188H28ZM4 188H5V186H4ZM58 189H61V188H59V186H58ZM30 190V189H29ZM55 190H57V189H55ZM5 191V190H4ZM6 191V193H8ZM26 191V192H27ZM60 191V190H59ZM62 191V190H61ZM61 191H60V193H61ZM14 192V193H15ZM19 192V191H18ZM18 192L16 193V194H18ZM26 192H22V194H24L25 195V193ZM13 193V192H12ZM28 193V192H27ZM31 193V192H30ZM52 193V192H51ZM54 193H55V191H54ZM10 194H4V196L6 195V197H7V195L9 196ZM20 194H21V192H20ZM50 194V193H49ZM92 194V193H91ZM1 195V194H0ZM30 195V194H29ZM76 195H78L77 197H75ZM12 196V195H11ZM13 196H14V194H13ZM16 196V195H15ZM26 196V195H25ZM163 196V195H162ZM3 197V196H2ZM18 197V196H17ZM107 197V196H106ZM14 198V197H13ZM12 197H11V201H13L12 199H13ZM22 198V197H21ZM33 198V197H32ZM52 198V197H51ZM51 198H49L48 200H46L47 202L48 201H50V199ZM109 198V197H108ZM166 198V197H165ZM9 198H7L6 199V202H7V200H8ZM17 199V198H16ZM55 199V198H54ZM132 199V198H131ZM4 200V199H3ZM25 200V199H24ZM23 200V201H24ZM108 200V199H107ZM22 200H19L18 201V204H20V206H22V203H19V202H21ZM45 201V202H46ZM55 201V200H54ZM97 201V200H96ZM99 201V200H98ZM97 201V202H98ZM110 201H111V198H110ZM9 202V201H8ZM8 202H7V204L5 203V201H0V215L2 216V217H4V218H6V219H10L11 221H15V220H13V218H11L8 214H9V212L7 211L8 210ZM17 202V201H16ZM42 202V201H41ZM44 202V203H45ZM51 202H53V201H51ZM101 202V201H100ZM96 203V202H95ZM50 204V203H49ZM53 204H55L54 202H53ZM77 204H82V205H84V207H76V205ZM92 204H94V203H92ZM156 204V203H155ZM13 205H15V204H13ZM26 205V204H25ZM47 205V204H46ZM90 205V204H89ZM145 205V204H144ZM11 206V205H10ZM16 206H17V204H16ZM24 206V205H23ZM53 206V205H52ZM74 206V207H73ZM142 206H143V204H142ZM47 207V206H46ZM91 207V206H90ZM89 207V209H93V208H90ZM145 207V206H144ZM20 208H22V207H20ZM48 208V207H47ZM54 208V207H53ZM143 208V207H142ZM30 209V208H29ZM44 209V208H43ZM50 209H52V208H50ZM148 209V208H147ZM94 210V209H93ZM143 210V209H142ZM152 210V209H151ZM16 211V210H15ZM15 211H14V213H15ZM91 211V210H90ZM41 212V211H40ZM86 212V213H87ZM16 213H17V211H16ZM35 213V212H34ZM33 213V214H34ZM46 214L49 216H51L52 218H50V219H52V220H47L46 219V217H48V216H46ZM91 214V213H90ZM92 214H94V213H92ZM19 215V214H18ZM36 215V214H35ZM89 215V214H88ZM95 215V214H94ZM92 216V218L94 217V219L95 218H97L98 216L97 215H95V216ZM90 216V215H89ZM97 216V217H96ZM21 217V216H20ZM46 220H45V219ZM88 218H90V217H88ZM87 218V219H88ZM86 219V220H87ZM91 219V218H90ZM22 220V219H21ZM30 220H32V218L30 219ZM92 221H93V219H91ZM91 220H90V222H91ZM96 220V219H95ZM100 219L98 218L97 219V221H99ZM6 221V220H5ZM54 221V222H53ZM198 221V220H197ZM196 221V222H197ZM28 222H30V221H28ZM32 222V221H31ZM87 222H89V220L87 221ZM89 222V223H90ZM194 222H195V220H194ZM3 223V222H2ZM8 223V222H7ZM13 223V222H12ZM14 224V223H13ZM30 224V223H29ZM87 224V223H86ZM2 225V224H1ZM3 226V225H2ZM18 226V225H17ZM69 226V225H68ZM86 226H88V224L86 225ZM90 226V225H89ZM7 227H9V226H7ZM13 227V226H12ZM65 227H67V225H65ZM4 228V227H3ZM105 228V227H104ZM71 229L72 228H68V230L67 231H71ZM91 228H89V230H90ZM2 230V229H1ZM15 230V229H14ZM92 230V229H91ZM94 230V229H93ZM97 230V229H96ZM95 230V231H96ZM19 231V230H18ZM72 231H74V229L72 230ZM98 231V230H97ZM96 231V232H97ZM100 231V230H99ZM1 232V231H0ZM14 232V231H13ZM18 233V232H17ZM91 233H92V231H91ZM93 233H94V231H93ZM11 234V233H10ZM15 234V233H14ZM25 234V233H24ZM1 235V234H0ZM12 235H13V233H12ZM17 235V234H16ZM43 235V237H45ZM190 235V234H189ZM188 235V236H189ZM193 235V234H192ZM8 236V235H7ZM25 236H26V234H25ZM93 236H95V235H93ZM102 236V235H101ZM11 237V236H10ZM47 237V236H46ZM190 237V236H189ZM19 238V237H18ZM31 238H33L34 239V237H32L31 236ZM96 238H97V236H96ZM202 238V237H201ZM200 238V239H201ZM21 239V238H20ZM24 239V238H23ZM28 239V238H27ZM95 239V238H94ZM199 238H198V240H200ZM26 240V239H25ZM25 240H24V242H25ZM29 240H30V238H29ZM36 240V239H35ZM202 240H204V239H202ZM209 240V239H208ZM5 241V240H4ZM4 241H3V244H4ZM8 241V240H7ZM21 241V240H20ZM30 241H33L32 239L30 240ZM87 241V240H86ZM95 241V240H94ZM204 241H206V240H204ZM33 242H35V241H33ZM164 242V241H163ZM209 242H210V240H209ZM1 243V242H0ZM7 243V242H6ZM5 243V244H6ZM9 243V242H8ZM12 243V242H11ZM14 243V242H13ZM17 243V242H16ZM30 243H32V242H30ZM73 243V245L71 246V244ZM95 243V245H96V242H94ZM93 243V244H94ZM107 243V242H106ZM205 243V242H204ZM10 244V243H9ZM15 244V243H14ZM33 244V243H32ZM31 244V245H32ZM202 244V243H201ZM207 244H208V241H207ZM7 245V244H6ZM28 245V244H27ZM63 245H65V248L63 247ZM160 245V244H159ZM200 245V244H199ZM4 246V245H3ZM15 246H16V244L14 245V248H15ZM20 246H21V244H20ZM25 246V245H24ZM98 246V245H97ZM7 247V246H6ZM19 247V246H18ZM23 247V246H22ZM63 247V249H64V251L63 250H61V251H63L62 253H57V251L59 250V249H61ZM197 247H200V246H198L197 245ZM204 247H206L205 245H204ZM14 248H12L13 250H14ZM20 248V247H19ZM28 248V247H27ZM30 248V247H29ZM32 248V247H31ZM87 248V247H86ZM91 248V247H90ZM89 248V249H90ZM94 248V247H93ZM1 249V248H0ZM10 249V248H9ZM101 249H102V247H101ZM25 250V249H24ZM27 250H29V249H27ZM96 250V249H95ZM200 250H202V248L200 247ZM8 251V250H7ZM6 251V252H7ZM12 250H10V252H11ZM15 251V250H14ZM19 251V250H18ZM21 251V250H20ZM31 251H32V249H31ZM84 251V250H83ZM86 251H88V248L86 249ZM204 251V250H203ZM13 252V251H12ZM16 252V251H15ZM28 252V251H27ZM98 252V251H97ZM101 252V251H100ZM8 253V252H7ZM22 253H24V252H22ZM12 254V253H11ZM13 254H15L16 255V253H13ZM18 254V253H17ZM101 254H102V252H101ZM0 255H1V253H0ZM9 256H10V254H8ZM29 255V254H28ZM86 255V254H85ZM123 255V254H122ZM7 256V255H6ZM22 256V255H21ZM102 256H103V254H102ZM102 256H100L99 255V257H101L102 258ZM35 257V256H34ZM34 257H33V259H34ZM167 257V256H166ZM3 258H5V255L3 256ZM26 258V257H25ZM87 258H88V254H87ZM87 258H85L84 257V259L86 260ZM146 258H147V256H146ZM90 258H88V260H89ZM105 259V258H104ZM127 259V258H126ZM19 260V259H18ZM25 260V259H24ZM34 260V261H35ZM84 260V261H85ZM106 260V259H105ZM7 261V260H6ZM87 261V260H86ZM85 261V263L87 264V262ZM123 261V260H122ZM199 261V260H198ZM2 262V261H1ZM1 262H0V264H1ZM3 262H4V260H3ZM23 262V261H22ZM15 263H16V261H15ZM28 263V262H27ZM68 263V262H67ZM70 263V262H69ZM92 263V262H91ZM102 262H100V264H101ZM107 263V262H106ZM122 263V262H121ZM125 263H126V261H125ZM9 264H11V263H9ZM24 264H25V262H24ZM31 264V263H30ZM93 264V263H92Z\"/></svg>", "mask_w": 264, "mask_h": 264}]
</instances>
